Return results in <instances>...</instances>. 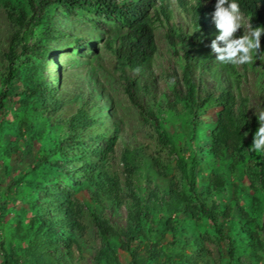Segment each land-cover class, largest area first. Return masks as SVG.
<instances>
[{
  "label": "rangeland",
  "instance_id": "374dc122",
  "mask_svg": "<svg viewBox=\"0 0 264 264\" xmlns=\"http://www.w3.org/2000/svg\"><path fill=\"white\" fill-rule=\"evenodd\" d=\"M231 13L249 36V17L238 10ZM48 15L57 31L44 46L39 63L43 75L58 87L62 106L55 113L41 107V113L33 122L48 124L49 129L43 130V139L28 136L30 146L26 147L14 131L15 122L23 116V111H17L16 105L8 101L0 105L5 112H0V264H43L32 251L35 239L40 237L38 220L42 216H50L53 220L64 257L61 262L66 264H97L99 259V264H264V253L255 249L251 232L236 230L242 217L264 242V211L261 218L253 220L244 215L234 218L232 214H225L233 204L251 210V197L255 194L264 199V189L258 183L254 187L247 165L241 166L238 176L231 177L220 192L216 193L213 188L205 192L210 185L203 178L208 169L218 170L222 166L207 157L204 168H196L199 176L197 186L192 188L187 167L180 166V158L171 146L160 142L158 133L163 130L148 111L155 106L154 94L159 98L161 92H170V77L181 84L182 56L185 50L194 51L191 44L177 45V55L167 42L166 24L159 22V52L154 68L147 71L143 79L151 90L142 89L139 95H133V89L128 93L126 88L139 73L121 65L116 45L111 42L112 48L107 46V35L96 28V18L91 12L81 11L67 17L63 8L56 6ZM97 19L113 25L104 18ZM36 22L40 31L45 24L44 18L37 17ZM177 22L180 23L178 19ZM58 31H64L65 35ZM12 33L11 21L5 8L0 6V91L7 87L2 82V74L10 64L4 55ZM78 35L83 36L81 41H86V46L75 47ZM217 41L228 45L230 39L224 35ZM247 50L243 52L230 46V54L241 75L237 95L240 100L249 98V111L264 120V50L254 44ZM219 71L218 78L225 82L226 72ZM191 77L196 83L200 77L204 78L210 88L216 82L208 71H200L195 65H192ZM80 107L88 111L92 122L81 128L76 136H69L64 122ZM183 121L172 120L174 130H183ZM207 133L208 130H202L198 138L191 141L192 150L187 149L186 156L193 151L200 157V144L207 140ZM184 136L189 142L192 132L186 130ZM58 137L63 140V146L51 159L63 167L59 169L60 174H53L46 164L39 163L38 153L42 146L54 147L53 140ZM99 149L108 153L106 158L97 156ZM86 151L91 154L88 163L98 164L100 177L105 179L107 175L116 181L113 198L100 184L88 187L84 183ZM126 152L131 153L129 156L135 167L130 178L137 198L131 195L127 184L128 170L122 159ZM157 162L161 165H156ZM234 182L240 185L237 192ZM172 188L180 192L177 197L185 193L193 198V203L201 205L205 201L209 210L216 209L220 222L231 229L230 234L236 240L234 246L206 209L197 216H187L183 206L177 218V211L171 204L175 197ZM145 208L149 210L148 218ZM135 214L139 215L137 220L133 218ZM97 216L108 219L117 231L108 242L99 230ZM139 223L145 233H140L141 242L136 246L133 237ZM257 254H262L263 258ZM180 255L189 260H180Z\"/></svg>",
  "mask_w": 264,
  "mask_h": 264
},
{
  "label": "trees",
  "instance_id": "16d2710c",
  "mask_svg": "<svg viewBox=\"0 0 264 264\" xmlns=\"http://www.w3.org/2000/svg\"><path fill=\"white\" fill-rule=\"evenodd\" d=\"M204 2H208V4L205 5ZM197 4L203 12L206 11V14H211L213 18L224 24L225 30L229 32V42L232 47L246 52L248 51L247 47L254 44L264 50V0H197ZM0 6L5 8L13 28L8 50L4 55L10 64L7 71L2 74V82L7 87L0 91V105L2 106L8 101L16 105L17 111H23V116L15 122L14 126V131L24 141L23 146H30L28 136L43 139V132H45L43 130L49 129L48 124L33 122V118L41 113V107L55 113L62 106L58 87L53 84L51 79L43 75L42 65L39 63L43 58L44 46H47V41L51 40V34L57 31L48 15L54 7L63 8L67 17L79 14L81 11L91 12L95 16L96 28L104 30L107 35V46L112 48L111 42L116 45L115 51L121 65L139 73L134 78L132 85L126 88L128 93L132 88L133 95H139L142 89L147 92L151 90L148 82H144L143 79L144 74L154 68L159 52L156 26L158 21L165 19L166 21H164L168 24L166 39L177 55L179 53L175 47L182 46L183 42L192 43L193 46L199 45V47L193 56L188 53L182 56L183 80L181 84L176 82L175 77H170L171 81L168 83L170 92H161L159 98L157 94H154L155 106L148 111L163 130L158 133L160 142L165 146H171L180 158V166L187 167L192 188L197 186L196 179L199 175L196 168L199 166V169H203L206 158L209 157L212 162L222 164V166L218 170L215 167L208 169L207 175L203 178H206L210 185L205 189V192H210L212 188L216 193L220 192L225 187V183L237 175L239 168L243 165H247L250 170L254 187L258 183L260 188L264 189V120L249 111V98L240 100L237 95L241 75L235 66L234 57L230 54V46L222 45L217 40L213 45L202 41L203 32L210 33V29L206 27L205 18L195 10L186 7L183 3L185 10L191 13V27L193 28L192 33H185L170 22L172 18L171 0H0ZM234 9H240L250 17L251 33L249 36L231 15L230 12ZM37 17L44 18L45 24H42L40 31L37 22L35 23ZM97 18L111 21L113 25L110 26L103 19ZM234 30L238 31L241 39L237 37V32L234 33ZM226 31L225 33L228 34ZM59 33L65 35L64 31ZM32 36H35L34 39ZM30 39L32 42L28 45ZM81 40H83V36L78 35L75 47L86 46V41ZM212 47L216 53L213 52ZM192 65H195L200 71H208L216 80L214 86L211 88L207 86V82L202 77L196 83L191 77ZM219 70L226 72L228 77L225 82L218 78ZM0 112L5 113L2 107ZM172 120L174 122L184 120L183 130H174L175 124H172ZM91 122L92 119L89 118L88 111L84 107H80L64 122V125L68 130V135L74 137L81 128L89 126ZM186 130L192 132V139L189 142L184 136ZM202 130H208V133L207 140L200 144L202 150L200 157L193 151L186 156V150H192L191 141L197 139ZM49 136L57 137L50 134ZM114 143L115 139L112 140V144ZM53 145L54 147L48 148L49 150L45 146L40 148L39 163L46 164L49 172L60 174L59 169L63 165L52 161L51 158L59 153L63 146V140L58 137L53 140ZM53 145L51 144V146ZM0 153L2 152L0 151ZM7 153L9 154V152ZM7 153L4 154L8 155ZM96 154L103 158L108 155L102 149H99ZM129 154L131 153H124L122 159L128 170L127 184L130 193L134 198H137L130 178L135 167ZM90 155L86 151L83 156L84 183L88 187L94 183L100 184L103 190L108 192V196L113 198L116 181L107 175H105V179H102L98 173V164L88 163ZM156 165L161 164L157 162ZM233 184L235 192H237L240 185L237 182ZM106 185L107 188H105ZM171 191L175 196L171 204L177 211V218H180L179 214L182 212L183 206L187 216L191 214L197 216L200 211L206 209L211 213L213 220L220 224L219 227L225 233L226 238L232 240L234 246L236 240L230 234L231 229L220 222V213L216 209L209 210L205 201L201 202V205L193 203V198L185 193L177 197L176 194L179 191L176 192L174 188ZM251 198L253 203L251 210L233 204L234 206H228L225 214H232L234 218L244 215L251 220L261 218L264 211V199L256 194ZM148 212V208H145L144 213L147 218L149 217ZM183 217L185 218V216ZM133 218L137 220L139 215L135 214ZM239 219L241 223L236 230L244 233L251 232L255 249L262 250L264 253V242L258 237L257 232L250 230L242 217ZM38 221L40 237L35 239L32 246L36 259L43 264H66V262H61L64 257L58 244L59 233L55 229L53 220L50 216H42ZM97 222L105 241L108 242L111 236L117 234L108 219L97 216ZM172 228L176 231L175 227ZM140 233H145L142 231L141 223L133 237L136 246L141 242ZM179 257L185 262L189 260L182 255ZM257 257L263 258L262 254H257ZM99 263L100 259L97 261V264Z\"/></svg>",
  "mask_w": 264,
  "mask_h": 264
},
{
  "label": "clouds",
  "instance_id": "9594fccd",
  "mask_svg": "<svg viewBox=\"0 0 264 264\" xmlns=\"http://www.w3.org/2000/svg\"><path fill=\"white\" fill-rule=\"evenodd\" d=\"M183 3L186 5V7H189L190 9L195 10L203 18H205L204 19L205 24H206V27L210 29V33L209 32H203V35L201 37L203 42H205L208 45H212V43H215V41L219 40L220 37L223 38L224 35H228V38H229V36H230L229 32H227L225 30L224 24H222V22H219L218 20L213 18V16L211 14H208V13L206 14V11L203 12L199 8V4H197V0H171L172 18H171L170 22L175 24L178 29L182 30L185 33H189V32L192 33L193 32V28L191 27L192 26L191 25V23H192L191 13H188L185 10V6H183ZM204 4L207 5L208 2H204ZM235 10H238L241 13L245 14L240 9H234L233 11H235ZM76 15H78V14H76ZM76 15H73V16H76ZM231 15H232V13H231ZM246 16H248V15H246ZM162 19H164V18H162ZM177 19L180 23L177 22ZM164 20L158 21V23L161 22V23L166 24V28H167L166 32H167L168 31V24L165 22L166 20L165 21ZM249 20H250V17H249ZM158 23H157V26H158ZM250 23H251V21H250ZM157 26H156V28H157ZM224 30L228 34H226ZM211 32H212V34H211ZM234 33H236L235 30H234ZM219 35H221V36L219 37ZM184 44H188V45L191 44L192 48L194 49V51L192 53L187 52V50L184 51V54L188 53L190 56H193L197 52L196 50L199 47V45L193 46L192 43H189V42H183L182 45H184ZM229 44H230V42L228 43V45ZM229 46H232V45L230 44Z\"/></svg>",
  "mask_w": 264,
  "mask_h": 264
}]
</instances>
